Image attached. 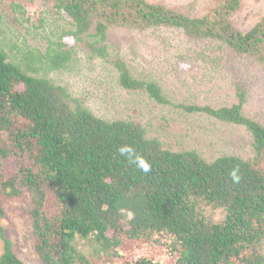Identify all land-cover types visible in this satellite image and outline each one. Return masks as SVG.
Returning <instances> with one entry per match:
<instances>
[{
  "label": "trees",
  "instance_id": "16d2710c",
  "mask_svg": "<svg viewBox=\"0 0 264 264\" xmlns=\"http://www.w3.org/2000/svg\"><path fill=\"white\" fill-rule=\"evenodd\" d=\"M43 1L72 20L77 42L92 26L101 40L111 26L169 27L264 66V15L246 32L231 21L242 0H212L201 18L145 0ZM86 46L105 59V48ZM66 59L55 56L52 63L60 68ZM113 66L124 90L169 103L157 83L133 78L120 60ZM236 95L230 107L179 106L251 136L250 159L206 162L195 151L164 149L138 122L95 117L64 88L28 75L0 50V193L31 195L27 215L40 263L264 264V126L244 116L245 90L237 87ZM216 211L219 221L210 217ZM0 240V264H24L1 227Z\"/></svg>",
  "mask_w": 264,
  "mask_h": 264
},
{
  "label": "rangeland",
  "instance_id": "374dc122",
  "mask_svg": "<svg viewBox=\"0 0 264 264\" xmlns=\"http://www.w3.org/2000/svg\"><path fill=\"white\" fill-rule=\"evenodd\" d=\"M190 18L208 15L212 0H145ZM264 15V0H242L232 15L233 26L250 30ZM94 27L77 42L72 20L43 0H0V50L28 75L49 80L95 117L110 122L134 121L150 138L172 152L195 151L206 162L222 156L243 160L253 156L252 139L244 127L224 124L179 106L230 107L238 102L237 87L245 90L243 114L264 126V66L239 58L222 43L187 37L182 30L161 27L136 30L111 26L101 40ZM86 43L105 48L102 59ZM66 56L60 68L52 58ZM120 60L135 79L157 83L167 105L144 91L119 85L113 62ZM31 195L9 198L0 193L4 217L0 227L24 264H41L34 250L27 212ZM219 221L220 212L210 214ZM0 240V256L2 255Z\"/></svg>",
  "mask_w": 264,
  "mask_h": 264
},
{
  "label": "clouds",
  "instance_id": "9594fccd",
  "mask_svg": "<svg viewBox=\"0 0 264 264\" xmlns=\"http://www.w3.org/2000/svg\"><path fill=\"white\" fill-rule=\"evenodd\" d=\"M121 151H124L123 149L121 150ZM143 170L145 171V172H147V171H149V166L147 165V164H144L143 165ZM237 169H234L231 173H230V176H231V178H232V180H233V182H239V180H240V177L237 175Z\"/></svg>",
  "mask_w": 264,
  "mask_h": 264
}]
</instances>
